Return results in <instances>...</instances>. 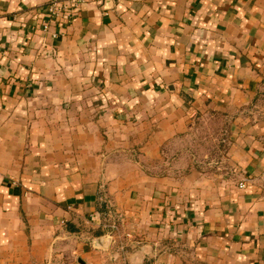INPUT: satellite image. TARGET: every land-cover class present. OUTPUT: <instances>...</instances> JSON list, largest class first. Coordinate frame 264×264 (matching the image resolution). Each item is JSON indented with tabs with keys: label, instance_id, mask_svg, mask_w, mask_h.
Wrapping results in <instances>:
<instances>
[{
	"label": "crops",
	"instance_id": "obj_1",
	"mask_svg": "<svg viewBox=\"0 0 264 264\" xmlns=\"http://www.w3.org/2000/svg\"><path fill=\"white\" fill-rule=\"evenodd\" d=\"M51 2L0 0V264H264V0ZM211 111L230 176L147 171Z\"/></svg>",
	"mask_w": 264,
	"mask_h": 264
},
{
	"label": "rangeland",
	"instance_id": "obj_2",
	"mask_svg": "<svg viewBox=\"0 0 264 264\" xmlns=\"http://www.w3.org/2000/svg\"><path fill=\"white\" fill-rule=\"evenodd\" d=\"M206 112L196 115L185 131L170 140L162 156L149 161L151 174L183 175L195 169L211 177L230 176L227 122L223 116ZM112 234V232H111Z\"/></svg>",
	"mask_w": 264,
	"mask_h": 264
},
{
	"label": "built area",
	"instance_id": "obj_3",
	"mask_svg": "<svg viewBox=\"0 0 264 264\" xmlns=\"http://www.w3.org/2000/svg\"><path fill=\"white\" fill-rule=\"evenodd\" d=\"M88 1H95L101 3L104 0H52L48 7V13L51 18L57 17L61 15L65 18V20H71L73 14H76L79 10V7L82 3ZM50 18V19H51ZM48 28V22L43 23V29L46 30ZM241 186H245L244 182H240ZM111 232H118V226L113 223L109 226ZM122 264H133L128 262H123ZM153 264H171L168 261H156Z\"/></svg>",
	"mask_w": 264,
	"mask_h": 264
},
{
	"label": "water",
	"instance_id": "obj_4",
	"mask_svg": "<svg viewBox=\"0 0 264 264\" xmlns=\"http://www.w3.org/2000/svg\"><path fill=\"white\" fill-rule=\"evenodd\" d=\"M111 235V231L110 230H105L104 234L102 236H99L96 238L95 240V245L96 246H101V247H106L107 244L110 242V239L108 236Z\"/></svg>",
	"mask_w": 264,
	"mask_h": 264
}]
</instances>
